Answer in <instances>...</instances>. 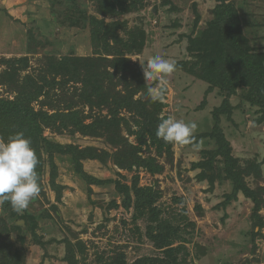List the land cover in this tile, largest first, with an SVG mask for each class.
I'll return each mask as SVG.
<instances>
[{
  "label": "rangeland",
  "instance_id": "1",
  "mask_svg": "<svg viewBox=\"0 0 264 264\" xmlns=\"http://www.w3.org/2000/svg\"><path fill=\"white\" fill-rule=\"evenodd\" d=\"M103 1L0 0V99L22 94L46 116L39 197L21 214L0 204V264H264V113L245 88L222 90L196 48L220 2L126 0L102 13ZM225 4L251 50L264 52V0ZM79 10L112 28L116 43L103 40V28L96 37L88 23L74 24ZM153 55L177 64L163 103L151 101L143 75L141 61ZM224 101L230 112L218 124L232 171L258 202L242 190L227 199L230 166L208 133ZM169 116L197 123L199 150L157 138ZM117 183L127 186V208ZM133 184L150 188L147 202L157 222L178 230L169 247L179 250L150 238L149 208L133 218Z\"/></svg>",
  "mask_w": 264,
  "mask_h": 264
},
{
  "label": "trees",
  "instance_id": "2",
  "mask_svg": "<svg viewBox=\"0 0 264 264\" xmlns=\"http://www.w3.org/2000/svg\"><path fill=\"white\" fill-rule=\"evenodd\" d=\"M217 1H219L220 4L216 6L215 18L208 26L209 34L204 33L196 45L197 49L204 51L201 55V59L204 60L203 69H205L204 66L208 65L207 62L212 64L218 72L216 83L221 86L222 90L233 93L237 87L245 88L247 90L245 95L246 99L251 104L260 107L264 113V52L251 50L249 42L242 36L236 14H233L229 5L225 4V0ZM126 6V0H104L101 5H99L98 9H102V13H108L116 7H118V9H123ZM77 16L78 18L76 16L74 18L72 16L70 17V19L73 18L72 22H74V24L88 23L91 26L93 35L96 33V37L99 28H103V40L108 42L109 39L113 40V43L115 42L116 39L113 37L112 28L109 29V26L105 25L103 20H98L97 17L88 15L86 12L80 10ZM67 61L60 65H64ZM45 78L46 76H44V80ZM40 90L41 88L38 91ZM21 96L22 94L17 96L14 101L3 98L0 99V136L6 139L8 130L9 132L14 130L15 133L23 132L26 137H32L33 148L36 150L37 154H39V146L37 144L41 134L40 122L41 120H44L46 116L41 112H34L33 109L29 108L28 99L25 97L21 98ZM224 102L223 105L220 106L221 109L218 108V110L215 111V115H213L214 124L212 130L208 133L212 139L216 140L220 148V154L223 155L225 161H227L230 166V168L227 169V173L233 180L234 191L231 195L227 196V199L234 197L238 190H242L247 196L257 201L254 197V193L243 183L239 173H237V171H232L227 142H225L224 135L218 124L219 115L230 112L229 105L226 101ZM149 121L150 123L147 125L148 128L153 127L156 129V127L152 126L154 124L153 119H150ZM118 164L121 167H126L127 161L122 158ZM75 165L76 172L79 173L77 167L79 166V163L76 160ZM37 172L39 174L38 170ZM116 186L123 195L124 206L126 208L129 207L131 202L127 186L122 185L121 183H117ZM132 187L135 195L136 209L133 218L141 215L145 208H149L152 215V221L157 224L155 227L148 228L147 231L150 238L158 247H167L165 250L166 253L179 250V247L173 249L169 247L172 244L173 239L179 236L178 230L170 226V223L166 220L157 222L158 213L150 208V200L147 202L148 198L146 197H151L149 192L150 188L136 187L135 184H133ZM21 217L28 221V217ZM154 230L156 231L155 234H153ZM174 260L175 258L173 261ZM159 262L161 264H170L172 259L167 262L162 260Z\"/></svg>",
  "mask_w": 264,
  "mask_h": 264
},
{
  "label": "clouds",
  "instance_id": "3",
  "mask_svg": "<svg viewBox=\"0 0 264 264\" xmlns=\"http://www.w3.org/2000/svg\"><path fill=\"white\" fill-rule=\"evenodd\" d=\"M144 62L141 61L143 75L147 82H153L147 89L148 96L153 103H163L166 99V78L177 71L176 61L153 55L146 60V64ZM197 130L195 121L169 116L158 124L156 136L167 144L191 146L192 150H199L202 142H196ZM39 163L31 139L23 132L11 135L7 141L0 139V204L10 203L17 214L29 208L41 192L36 170Z\"/></svg>",
  "mask_w": 264,
  "mask_h": 264
},
{
  "label": "water",
  "instance_id": "4",
  "mask_svg": "<svg viewBox=\"0 0 264 264\" xmlns=\"http://www.w3.org/2000/svg\"><path fill=\"white\" fill-rule=\"evenodd\" d=\"M18 225H21L22 224V222L21 221H18V223H17Z\"/></svg>",
  "mask_w": 264,
  "mask_h": 264
}]
</instances>
